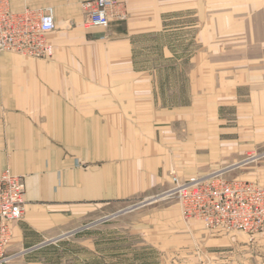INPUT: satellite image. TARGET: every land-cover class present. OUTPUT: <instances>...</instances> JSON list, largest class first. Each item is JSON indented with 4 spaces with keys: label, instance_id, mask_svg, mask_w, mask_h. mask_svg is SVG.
<instances>
[{
    "label": "crops",
    "instance_id": "obj_1",
    "mask_svg": "<svg viewBox=\"0 0 264 264\" xmlns=\"http://www.w3.org/2000/svg\"><path fill=\"white\" fill-rule=\"evenodd\" d=\"M82 1L9 0L17 12L51 7L56 25L49 59L0 52V173L9 168L24 183V214L6 250L19 264H41L40 248L83 228L72 222L77 212L105 218L108 205L165 190L174 173L241 164L236 178L264 185V156L248 165L264 150V0H125L106 28L83 26ZM197 18L208 25L199 30L208 53L189 61L187 105L185 74L167 82L156 68L169 60L137 52L186 29L175 20L188 19L196 38ZM152 208L133 225L137 264H264V238L208 231L182 219L176 203Z\"/></svg>",
    "mask_w": 264,
    "mask_h": 264
},
{
    "label": "built area",
    "instance_id": "obj_2",
    "mask_svg": "<svg viewBox=\"0 0 264 264\" xmlns=\"http://www.w3.org/2000/svg\"><path fill=\"white\" fill-rule=\"evenodd\" d=\"M125 0H83L85 28H106L121 16ZM56 28L51 7H25L13 11L9 0H0V52L30 58H51L50 34ZM167 196L177 199L182 216L201 222L208 231L245 235L249 241L264 238V185L239 178H226L217 171L205 176H171ZM24 183L9 168L0 173V264L14 256L7 247L14 228L24 214Z\"/></svg>",
    "mask_w": 264,
    "mask_h": 264
},
{
    "label": "rangeland",
    "instance_id": "obj_3",
    "mask_svg": "<svg viewBox=\"0 0 264 264\" xmlns=\"http://www.w3.org/2000/svg\"><path fill=\"white\" fill-rule=\"evenodd\" d=\"M197 9L200 10V5H198ZM175 21H177L176 25L174 23L175 27L180 28L185 26L186 29L182 28L178 30L180 31L179 34L173 33L171 35H164L156 38L153 43H149L144 40L141 44L144 48L147 46L149 49L148 51H138L137 54L138 58L141 60H145L147 58L157 61L169 60V62L165 61L167 65L164 62H160L158 63L160 65L159 68L155 67L158 69L159 74H163L166 77L170 76L165 79L167 82L172 80L174 81L176 79L172 78V76H176L178 74L181 76L182 74H185L186 103L189 105L192 102V98L189 96L191 90L189 77L193 74V67L189 61L193 60L194 57L197 58V54L199 56L201 52L208 53V50H204L206 49L204 43H208L209 36L199 35L200 28L208 25L205 20L197 18V37L195 38L192 32H190L187 28L188 19ZM201 48L204 49L201 50ZM177 59L185 61V66H177ZM173 84L174 87L177 86V82ZM182 85L183 83L180 81V91ZM174 93L175 92L170 93V101H176L172 99V94ZM262 156H264V150L260 152L256 151L253 159L249 160L251 162L248 165H256L259 158H263ZM217 165L219 167H226V165L231 164L218 163ZM241 166L242 165L240 164L238 168H229L221 172L226 178H236L240 176L243 171ZM172 175L173 174H171V176ZM171 176L170 185L165 188V190L151 196V198L146 201L139 202L141 200L137 201L135 199L122 203L120 206L108 205L105 212V218L102 216V212L91 213L90 216H84L82 213L77 212L72 222L74 224L81 223L84 227L72 232L68 230L65 234L71 236L68 239L65 237V239L59 243H46L39 249V251L43 252L44 255L42 256L41 254V256L37 259V262L41 264H137V262H143V260H140V256H135L133 255V252L130 253L129 251L130 247L138 246L139 248L142 246L139 244L140 238H138L141 236V233L137 231L139 230V227H133L137 220H140L148 213H156L157 211L152 210L153 206L166 203H176L178 205L180 217L186 220L181 214L177 199L167 196V191L172 187ZM101 218L111 221L106 222L105 227H103V224L99 225L98 222V219ZM98 226H100V237L98 234ZM74 229H76V227ZM101 234H105V242H103V240L102 242L101 240L100 242L98 241V239H101L102 237ZM115 237L116 239H114ZM10 246L9 248H11V251L13 248ZM10 251L8 249V252ZM18 257L19 256L17 254H14V256L6 264H19ZM31 262H35L34 259H32ZM21 263L24 264V261Z\"/></svg>",
    "mask_w": 264,
    "mask_h": 264
}]
</instances>
